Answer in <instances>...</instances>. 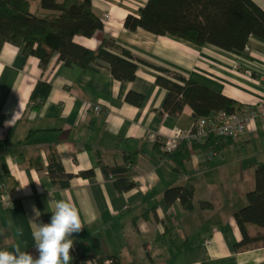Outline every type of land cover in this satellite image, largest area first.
Returning a JSON list of instances; mask_svg holds the SVG:
<instances>
[{"label": "crops", "instance_id": "obj_1", "mask_svg": "<svg viewBox=\"0 0 264 264\" xmlns=\"http://www.w3.org/2000/svg\"><path fill=\"white\" fill-rule=\"evenodd\" d=\"M91 1L104 28L92 37L76 35V43L96 50L103 36L113 38L137 58L237 100L243 111L263 99V39L250 36L240 53L211 44L196 46L126 28L127 15L139 16L148 0ZM254 1L264 9V0ZM39 2L34 0L31 10L43 15ZM157 74L139 63L135 79L120 81L105 64L82 69L66 65L57 53L42 68L40 59L24 55L22 47L2 46L0 140L8 147L0 149V183L8 192L0 190V249L11 251L19 243L21 250L36 255L29 218L35 206L38 222H49L50 193L52 200L73 202L84 224L73 234L72 258L93 254L116 255L120 264H264V247L234 249L242 239L234 212L247 204L255 169L264 163V116H252L245 132L230 142L222 140L218 151L193 149L183 171L176 172L156 142L167 140L175 129L190 130L195 119L188 105L178 116L161 113L168 91L156 83ZM40 81L50 83L51 90L42 106L34 108L31 98ZM130 91L143 96L139 105L126 100ZM95 105L101 110L95 111ZM150 133L158 140L148 138ZM52 152L74 174L68 187L57 186L47 173ZM131 152L138 154L135 186L119 192L100 162L121 165ZM36 158L40 170L32 164ZM89 169L94 170L92 177L78 175ZM184 184L194 186L191 210L164 199L168 188ZM5 197L12 199L11 206H4ZM83 264L100 263L89 259ZM103 264L113 263L107 259Z\"/></svg>", "mask_w": 264, "mask_h": 264}, {"label": "trees", "instance_id": "obj_2", "mask_svg": "<svg viewBox=\"0 0 264 264\" xmlns=\"http://www.w3.org/2000/svg\"><path fill=\"white\" fill-rule=\"evenodd\" d=\"M33 1L0 0V50L5 43L20 46L24 55L38 57L42 68L56 53L66 65L82 69L94 63L105 64L113 77L120 81L135 79L139 63H143L158 71L156 83L168 91L162 114L178 116L186 105L191 107L195 120L212 112L243 111L244 105L237 100L181 73L137 58L113 38L103 36L96 50L76 43V35L92 37L104 28L91 0H40L39 9L45 12L43 15L31 10ZM124 25L130 30L142 28L196 46L211 44L225 51L240 53L245 51L250 36L264 40V9L254 0H148L139 16L127 15ZM50 90L48 82L40 81L36 85L31 98L34 108L42 106ZM126 100L139 105L143 96L130 91ZM222 140L230 142L232 139L210 134L202 142L182 141L172 153L164 152L162 143L156 142V147L174 162L176 172H182L193 149L218 151L223 145ZM7 147V142L0 140V149ZM137 157V152L126 154L123 164L115 166L100 162L103 174L114 181L119 192L135 186ZM32 164L36 169H42L38 158L33 159ZM47 173L61 188L68 187L74 177L65 171L56 152L49 157ZM78 175L92 177L94 170H82ZM193 197L192 184L172 186L164 193L168 205L180 201L185 210L193 208ZM234 217L242 233V239L234 246L235 251L264 247V163L257 165L255 188L247 193V204L236 210ZM3 237L0 236V242ZM89 259H97L100 264L109 259L113 264H120L116 255L97 258L93 254H74L70 264H83Z\"/></svg>", "mask_w": 264, "mask_h": 264}, {"label": "clouds", "instance_id": "obj_3", "mask_svg": "<svg viewBox=\"0 0 264 264\" xmlns=\"http://www.w3.org/2000/svg\"><path fill=\"white\" fill-rule=\"evenodd\" d=\"M49 196L52 203L49 222H38L40 212L35 206L32 208L34 215L29 218L36 255L31 251L21 250L17 243L11 251L0 249V264H70L73 259V234L81 232L84 224L73 202L67 199L52 200L50 193ZM9 225L11 226V221ZM16 231L18 235L23 233L22 229Z\"/></svg>", "mask_w": 264, "mask_h": 264}, {"label": "built area", "instance_id": "obj_4", "mask_svg": "<svg viewBox=\"0 0 264 264\" xmlns=\"http://www.w3.org/2000/svg\"><path fill=\"white\" fill-rule=\"evenodd\" d=\"M94 110L100 111V105H95ZM256 115L264 116V97L255 108H250L247 111L234 113H226L223 111L215 112L213 115L210 114L209 116H204L195 120L190 130L175 129L167 140L162 142V150L167 153H172L180 142H202L210 134L225 139H237L248 128L250 118ZM148 138L153 141L158 140L154 133H150ZM0 190L8 192L7 185L1 183ZM17 190L19 189L17 188ZM3 204L5 207L11 206L12 199L5 197L3 199Z\"/></svg>", "mask_w": 264, "mask_h": 264}, {"label": "rangeland", "instance_id": "obj_5", "mask_svg": "<svg viewBox=\"0 0 264 264\" xmlns=\"http://www.w3.org/2000/svg\"><path fill=\"white\" fill-rule=\"evenodd\" d=\"M34 4H35V3H34ZM32 10H35V6H34V5L32 6Z\"/></svg>", "mask_w": 264, "mask_h": 264}]
</instances>
